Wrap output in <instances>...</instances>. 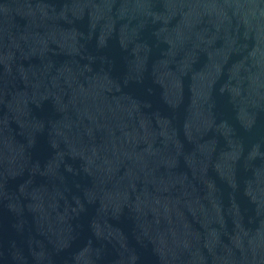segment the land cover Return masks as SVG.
Instances as JSON below:
<instances>
[{
	"label": "water",
	"instance_id": "95a60500",
	"mask_svg": "<svg viewBox=\"0 0 264 264\" xmlns=\"http://www.w3.org/2000/svg\"><path fill=\"white\" fill-rule=\"evenodd\" d=\"M0 264H264V0H0Z\"/></svg>",
	"mask_w": 264,
	"mask_h": 264
}]
</instances>
